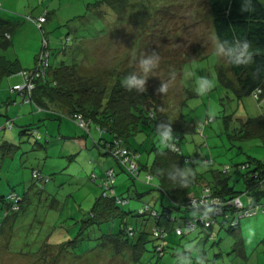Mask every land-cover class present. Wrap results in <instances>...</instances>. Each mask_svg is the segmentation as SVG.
Wrapping results in <instances>:
<instances>
[{
	"label": "trees",
	"instance_id": "1",
	"mask_svg": "<svg viewBox=\"0 0 264 264\" xmlns=\"http://www.w3.org/2000/svg\"><path fill=\"white\" fill-rule=\"evenodd\" d=\"M205 1L212 17L215 35L226 59V63L218 68L220 80L236 92L241 102L245 97H250L261 108L260 113L257 114H250L245 108L243 115L248 114V116L224 115L225 126L228 130L232 129L233 133L229 134L235 140L261 138L264 145V110H262L264 108V2L262 0ZM105 2L115 12L113 23L106 21L107 16L99 8L96 18L101 22L102 28L94 30L93 34L90 31L91 36L88 34L78 37L67 34L61 39L62 44L58 51H55L56 46L54 47L52 40H49L45 26L50 18L49 8L39 12L38 15L31 13L24 15L25 19L35 24L44 36L32 68L17 70L14 67L16 58L14 61H7L3 55H0V87L5 77H10L17 71L23 77V82L10 87L11 92L20 95L19 100L10 98L5 101L7 108L29 102L35 103L39 108L50 109L52 106H57L62 108L60 111L53 108L59 114L58 119L69 115L87 134L90 133L93 123L100 133L99 139L95 142L97 152L99 151L101 156H113L119 167L113 164L103 170L102 176L98 173L89 175L94 185L100 188L97 190L99 192L92 203L89 216L81 219V223L68 221V224L62 222L60 226L55 224L54 228L50 226L39 258L43 264H58L63 257L72 261L73 256L76 255L74 248L82 240L94 238L100 242L91 248L89 246L85 251L82 249L83 255L92 257V260L98 256L112 255L115 250L117 254L127 251L134 260H140L144 251L148 250L149 242L153 243L155 254L162 257L165 254L166 239L170 232L183 236L196 230L200 233L205 232L203 239L212 240L214 243L221 240L222 230L228 231L235 237L232 247L236 254L246 257L244 235L247 236L249 231L248 236L256 233L254 239L258 240L261 234L257 231L264 228V159L248 155L246 160L233 163L231 166L224 164L213 168L206 176L197 167V160H201L203 165L210 166L216 162L215 158L187 154L181 144L186 134L196 131V125L178 110L177 112L165 110L161 91L150 85L149 81L140 88H128L123 84L129 74L135 72L141 75L137 70L138 60L143 58L140 56L141 52L152 55L150 53H153L154 40L151 35L155 32L151 30L141 40L144 42L136 52L137 55L133 56L132 63L125 69L117 70L116 73L113 71L117 67L110 70V74H114V77H108V82H105L106 78L103 77L93 79L85 71L79 70L78 56L83 53L87 40L103 36L109 38V34L113 33L108 39L109 43L111 41L113 44V37L121 39L128 31L122 21L125 11L131 10L135 16L138 10L143 14V21L145 16H149L148 20L150 16H154L157 12L154 10H168V6L173 4L168 0H106ZM98 3V6L102 5ZM23 24L22 20L17 18L0 15V49L5 51L10 44L12 45V34ZM138 27L140 30V24ZM89 29L91 30V27ZM128 29L130 31L132 28ZM160 38L159 43L162 44L165 38L163 36ZM72 40L75 43L69 45ZM118 41L120 40L115 42ZM241 41L248 42L251 58L247 63L236 65L230 62L232 58L226 53ZM185 62L184 60L183 63ZM141 76L144 78V75ZM24 83L32 84L33 87L26 85L22 89L15 88V85ZM231 118H233L232 122ZM212 120L214 117H208L202 122V130L206 123L209 124ZM7 124L11 125L9 121ZM35 126L31 128L30 134L40 140L44 134ZM169 128L170 138L164 146H160L157 140ZM140 136L146 138L141 143L136 142L142 148L133 144V140ZM145 154L149 155L146 160L143 159ZM232 170L240 173L237 179L235 174L230 173ZM31 171L33 183L28 189L23 193L11 190L0 197L3 206L0 214L1 235L16 233L14 227L16 222L20 221L19 216L23 213L25 201L31 200L32 197L43 199V195L47 194L46 183L52 180V175L45 173L38 165L33 166ZM122 171L132 179V184H128L124 190L122 186L116 187L117 175ZM137 180L149 184L147 191H140ZM238 182L242 184V188L236 185ZM153 191L157 192L155 203L142 201L146 193ZM50 196L55 207L60 210L59 196L54 194ZM132 201L134 205L127 208ZM70 218L66 217L67 220ZM109 221L114 223L117 221L119 228L114 230L110 227L109 232H102L99 237L90 235V230L91 233H96V228ZM68 225L71 226V231L79 227V232L74 238H62L69 231ZM242 225L245 227L243 228ZM251 227H254L253 231L250 230ZM60 230L61 236L58 234ZM200 236L202 237V233ZM52 237L57 241L52 242ZM62 262L61 260L59 264Z\"/></svg>",
	"mask_w": 264,
	"mask_h": 264
},
{
	"label": "rangeland",
	"instance_id": "2",
	"mask_svg": "<svg viewBox=\"0 0 264 264\" xmlns=\"http://www.w3.org/2000/svg\"><path fill=\"white\" fill-rule=\"evenodd\" d=\"M105 1L0 0L2 4L0 5V15L22 20L23 29L28 33L26 36L31 39L33 44H38V39L40 41L42 39V33L40 35L34 24L25 19L24 15L30 13L38 15L39 12L49 8L50 18L46 24V30L52 40V45L56 46L55 51H58L62 44L61 39L67 34H74L78 37L88 36V34L91 36V32L93 34L94 30L102 28L101 22H98L96 18L99 8L102 9L110 22L107 19L106 21L113 23L115 12ZM262 1L264 2V0ZM98 2L102 5L98 6ZM168 2H173L172 5L168 4V10H154L157 12L154 16H150L149 20V16H145L142 21L143 14H140L138 10L135 16L131 10L130 12L125 11L123 20L121 18L120 20L123 21V25L128 31L124 33L121 39L113 37V44L111 41L109 43L108 40L110 36H113V33L109 34V38L103 36L87 40L84 44L85 49L82 50L83 53L78 56L80 58L78 69L85 71L93 79L103 77L106 78L105 82H108V77H114V74H110V70L117 67L113 71L116 73L117 70L125 69L132 63L133 56L137 55L136 52L144 42L141 40L151 30L155 32L154 35H151L154 40V49L153 53H150L151 56L155 57L154 66L146 74L142 73L139 67L140 59L137 70L141 72V75H144L145 81H149L150 85L161 91L164 97L165 110L174 112L178 110L186 119L196 125L195 132L186 134L182 138L183 151L195 156L198 154L201 157H214L216 160L213 165L209 166L203 165L198 159L197 167L199 170L206 175L213 168L221 167V165L228 164L231 166L233 163L244 161L248 155L264 159V145L261 138L235 140L229 134L233 133L232 129L228 130L225 126L224 115L234 114L233 117H241L244 116L245 108L250 114L260 113V109L250 97H245L241 102L236 92L220 80L218 68L226 63V59L215 35L212 17L206 1L168 0ZM26 23L27 25H25ZM139 24L140 30L138 29ZM149 24L150 26H148ZM78 26L82 27L79 28ZM128 28L132 29L129 31ZM18 36L19 38L23 37L22 34H18ZM18 36L17 42L12 47L13 53L19 56L30 55L35 49V45L26 43V48L23 50L20 46L22 40L18 39ZM161 36L165 38L164 41L162 40V44L159 43ZM116 40L120 41L115 42ZM74 43L75 41L72 40L69 45ZM148 54L141 52L140 56L145 58L149 56ZM53 58L52 55L51 59L53 60ZM184 60L185 63H183ZM205 79L209 81V84L203 86L202 92L197 91L201 87L199 81ZM113 81L114 79L111 80V82ZM0 90L5 93V86L2 85ZM208 117H214V120L209 124L206 123L202 130L201 123L205 122ZM230 120L232 122L233 118ZM9 122L11 123L10 120ZM92 127L95 128L93 123ZM42 131L44 132V130ZM21 137L22 142H16L15 145L20 146L19 148L12 145L7 146L0 141V197L11 190L23 193L28 189L33 183L32 176H30L32 165L36 164L35 161L39 158H43L39 155L40 146L38 143L47 146L45 138L37 140L35 135L30 134V131L27 134H22ZM144 140L146 138L140 136L133 140V144L142 148L136 142L141 143ZM157 142L160 146H164L161 144L160 138ZM48 149L50 153H55L52 147ZM92 149L97 152V147H92ZM148 156L143 155V159L146 160ZM106 157L118 167L113 156ZM88 161L90 162V159ZM80 162L84 161L79 157L77 162L67 164L78 167L79 171L76 173H70L67 170L68 167L63 168L64 172L70 173V177L62 175V169H58L59 172L51 173L52 180L46 183L45 191L47 194L43 195V199L32 197L31 200L25 201L23 213L19 216L20 221H17L14 227L16 233L13 235L12 233L11 235L9 233L0 234V264H43L39 255L42 254L44 238L49 227L54 228L55 224L60 226L62 222L68 224V221L69 223L72 221L77 223L89 216L92 203L99 192L95 189L100 190V188H97L92 181L90 182V171L79 167L78 163ZM41 168L46 173L44 167ZM231 169L232 167H230ZM110 172L113 171L110 170ZM96 173L99 176L103 175L99 171ZM230 173L235 174V179L240 176L238 171L232 170ZM23 177H25L24 180ZM233 181L235 182V180ZM25 182L27 187L23 186ZM128 184H132L129 175L124 171L118 173L116 187L122 186V190H124ZM88 185L94 190L89 191ZM137 185L140 191H147L149 187V184L141 180H137ZM236 185L243 187L239 182ZM78 187H82L81 190ZM50 194L59 196L61 200L60 210L53 204ZM156 196V191L146 193L142 201L155 203L154 198ZM133 201L127 208L134 205ZM2 207L0 201V214ZM66 217L71 218L67 220ZM72 218L73 220H71ZM50 219L55 222H51L53 220L50 221ZM117 221L115 223L112 221L102 223L99 228H96V233H91L90 230V235L99 237L102 232H109L110 227L114 230L118 229ZM67 227L69 228L68 232H70L71 226L68 225ZM250 230L253 231L254 227H251ZM68 232L62 238H74L79 232V227H76L70 234ZM258 232L261 234L258 240L254 239L256 233L248 236L249 231L247 236L244 235L246 257L236 254L234 247H232L235 237L228 231L222 230L220 232L221 240L214 243L212 240L203 239L205 232H201V237V233L196 230L183 236L170 232L166 239L165 254L162 257L159 256L160 258L153 251V243L149 242L147 243L148 250L144 251L140 260H134L127 251L117 254V250L112 255H102L92 260V257L83 255V250L85 251L89 246L91 248L100 242L94 238L93 240H82L78 245L79 247L74 248L76 255L73 256L72 261L63 257L65 260L60 259L58 264L61 260L63 261L61 264H182V257L184 256L190 257L192 264H198V258L205 260L206 264H264V228ZM61 233L60 230L58 234L61 236ZM51 239L52 242L57 241L55 237ZM188 245L192 247L189 248Z\"/></svg>",
	"mask_w": 264,
	"mask_h": 264
},
{
	"label": "crops",
	"instance_id": "3",
	"mask_svg": "<svg viewBox=\"0 0 264 264\" xmlns=\"http://www.w3.org/2000/svg\"><path fill=\"white\" fill-rule=\"evenodd\" d=\"M48 22V21H47ZM47 24V23H46ZM45 24V26H46ZM27 25V23L25 24ZM35 26V24H34ZM24 25L18 27L14 33L12 34V45L8 47L5 51L0 49V55H3L7 61H14L16 58L15 68H32L36 61L37 53L40 48V39L38 44H33L31 39H29L26 35L28 34L24 29ZM36 30L41 35V30L39 31L35 26ZM19 35H23L22 38H19ZM18 39L22 40L21 47L23 50L26 48V43L30 45H35V49L28 56H19L12 51V47L17 42ZM44 38V36L42 35ZM47 36L45 35V38ZM42 38V39H43ZM49 40L51 39L48 36ZM23 82V77L20 72H16L10 77H5L3 79L2 85L5 86V93L0 90V141L4 142L7 146H15L16 142H22V134H27L28 131L31 132V128L35 127L44 134L42 137L45 138L47 146L38 143L40 146L39 155L43 158H39L36 164L40 167H44L46 173H54L59 172L58 169H62V175L66 177H70V173H76L79 171L78 167L68 166L67 164H72L77 162L79 157L85 162L78 163L79 167L82 169H89V175L96 174V171L100 173L103 172L105 168H109L113 163L109 160L108 157L104 155H99V151L91 150L92 147H96V141L100 137L99 131L96 127L91 126L90 133H86L84 129L79 127L74 120H72L69 115L67 117H62L58 119V113H56L54 109L62 110L60 107L52 108H39L35 103H24L18 105H11L9 108L6 107L7 103L5 101L13 98V100H19L20 95L15 92H11L10 87L13 84ZM1 85V87H2ZM0 87V88H1ZM5 95V97H4ZM261 107V106H260ZM261 109V108H259ZM262 112V111H261ZM263 113V112H262ZM244 116H248L245 114ZM11 121L12 125L7 124L8 121ZM27 125H31V127L26 128ZM22 127V130L20 128ZM24 127V128H23ZM20 130V131H19ZM44 130V132L42 131ZM27 131V132H25ZM61 134V136H59ZM19 148L20 146H15ZM49 147H52L55 150V153H50ZM50 153V155H48ZM90 159V162L88 161ZM52 160V161H51ZM51 161V163H49ZM49 164V165H48ZM68 167V171L70 173L64 172L63 168ZM32 176V171L30 173ZM25 177H23L24 180ZM84 180V178H82ZM90 179V178H89ZM78 180V178H77ZM92 180L90 179V182ZM93 183V182H92ZM23 186L27 187V183L25 182ZM89 191L94 190L90 188ZM82 187H78L81 190ZM97 191V189H95ZM254 222V221H251ZM243 228L245 225H242Z\"/></svg>",
	"mask_w": 264,
	"mask_h": 264
},
{
	"label": "clouds",
	"instance_id": "4",
	"mask_svg": "<svg viewBox=\"0 0 264 264\" xmlns=\"http://www.w3.org/2000/svg\"><path fill=\"white\" fill-rule=\"evenodd\" d=\"M226 55L230 56L232 59L230 60L231 63H235L236 65L244 64L250 61L251 58V52L249 51V44L247 41H241L236 45L234 49L229 50ZM155 63V57L154 56H148L145 58H142L139 62L140 71L142 73H147L150 71V69L154 66ZM146 81L143 79V77L139 73H131L129 74L123 81V84L128 88H140ZM205 84H209V81L200 80L199 87L197 91L202 92L203 86ZM163 90V89H161ZM170 132L171 129L169 128L168 131H165L160 135V141L161 144H166L168 139L170 138ZM189 248H191V245H188ZM182 264H192L191 258L188 256L182 257ZM198 264H206L205 260L198 258Z\"/></svg>",
	"mask_w": 264,
	"mask_h": 264
},
{
	"label": "built area",
	"instance_id": "5",
	"mask_svg": "<svg viewBox=\"0 0 264 264\" xmlns=\"http://www.w3.org/2000/svg\"><path fill=\"white\" fill-rule=\"evenodd\" d=\"M26 85H29L30 87H33L32 84H29V83H24V84H18V85H15V88L17 89H22L24 88ZM12 125V123H10Z\"/></svg>",
	"mask_w": 264,
	"mask_h": 264
}]
</instances>
